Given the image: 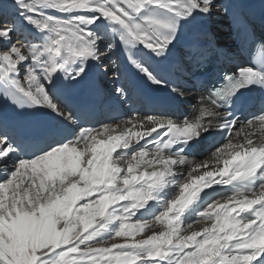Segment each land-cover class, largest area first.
Masks as SVG:
<instances>
[{
	"label": "snow or ice",
	"instance_id": "snow-or-ice-1",
	"mask_svg": "<svg viewBox=\"0 0 264 264\" xmlns=\"http://www.w3.org/2000/svg\"><path fill=\"white\" fill-rule=\"evenodd\" d=\"M11 3L15 18L0 0V264H264V108L243 120L233 108L245 92H264V46L201 94L194 115L131 110L93 126L53 89L89 90V73L121 47L167 87L145 57L166 59L217 0ZM210 54L222 53L206 32L188 57ZM112 92L128 98L126 85ZM40 109L55 123L34 134L15 122ZM201 148L204 159H191Z\"/></svg>",
	"mask_w": 264,
	"mask_h": 264
},
{
	"label": "bare ground",
	"instance_id": "bare-ground-1",
	"mask_svg": "<svg viewBox=\"0 0 264 264\" xmlns=\"http://www.w3.org/2000/svg\"><path fill=\"white\" fill-rule=\"evenodd\" d=\"M5 5L7 6V14L8 12H11V15H9V18H15L16 17V9L12 6L11 2H5ZM217 11L214 13V15L211 18H204L202 16H198L196 20H194L191 24L187 25L191 27L195 31L202 32L203 29H209L211 27L210 23L212 22H220L221 20H225L223 23V34L224 36L221 39H218L216 41V45H218V48L220 50H223V55H228L229 53H235L236 52V47L233 43V41L230 38V29L228 28V18L225 19V8H224V3L223 0H217V5H216ZM0 19L3 20L2 17ZM19 19H17L18 21ZM0 23H6V21H0ZM218 25V24H217ZM222 27V25H221ZM23 33V31H21ZM29 34V33H28ZM28 34H23V35H28ZM214 38H216L214 36ZM13 39L17 40L20 39V34L19 33H14L13 34ZM184 55L182 50L177 49L176 47L172 48L171 51L168 53L167 58L164 60H160L159 58H148L145 57V59L148 60V63L151 64L155 68H159L161 66H167L170 67L171 69H175L177 65V61L180 60L182 61V56ZM108 59V60H107ZM106 60L110 63L108 64V72L110 75H108V78L103 84L102 90V102L100 104V108L102 111V114H104L106 111L109 112L108 117L113 114L114 112L118 111L117 106H115L119 101H124V104L122 105V111L124 114H130L131 110H139L141 113V108L139 109L133 104V102H130L131 94L132 91L130 89V84L127 81L129 78L130 74L133 71V66L130 65L127 62L126 54L124 53L122 47L118 50H115ZM96 69L93 68V70L89 73L88 81L90 85L93 83L92 79V73ZM136 74H140L136 69L134 70ZM114 73L117 74L119 77L118 79L114 77ZM142 75V74H140ZM143 77V76H142ZM144 78V77H143ZM146 80V78H144ZM147 81V80H146ZM118 85H126L128 89V98H120L117 99L115 94H113L112 89L114 86ZM158 86V85H157ZM161 89H165V86H158ZM182 90L187 89L190 87V81L188 79H185L182 84L179 86ZM167 88V87H166ZM177 88V87H176ZM79 90L80 95L86 96L90 94L91 88L89 90H81L79 88H76ZM171 92L173 88H168ZM53 92L63 101L64 104H67L70 108V100L72 99V95H70V92L68 88H61V89H53ZM110 92H112V98L108 99L107 97L110 96ZM173 93V92H172ZM176 94V93H175ZM201 94H204L203 92L200 93H192V91H188V94H184L183 100L182 98L180 99V102L182 103L181 110L188 111L189 116L194 115L195 112L193 111V105L196 104L197 99ZM65 98H68V103L65 102ZM126 116V115H125ZM107 117V118H108ZM106 121V120H105ZM207 155L206 151L204 148H201L199 152L193 154L190 156L191 159H194L196 161H202L204 157ZM175 194V193H174ZM173 194V195H174ZM195 219V217H192L187 223L192 224V229L191 230H199L200 227H202L201 224L198 223H193L192 221ZM187 223L185 224V228H187ZM159 226H156L153 230H157Z\"/></svg>",
	"mask_w": 264,
	"mask_h": 264
},
{
	"label": "rangeland",
	"instance_id": "rangeland-1",
	"mask_svg": "<svg viewBox=\"0 0 264 264\" xmlns=\"http://www.w3.org/2000/svg\"><path fill=\"white\" fill-rule=\"evenodd\" d=\"M5 2H11V0H4V3ZM224 21L225 20H221L220 22H213L212 23V31H213L214 35H217L218 37H220L222 35V32H223V29H222L223 24H222V27H221V23L224 22ZM107 60L106 59L104 60V62L102 64V68H106V65L109 64V62Z\"/></svg>",
	"mask_w": 264,
	"mask_h": 264
}]
</instances>
